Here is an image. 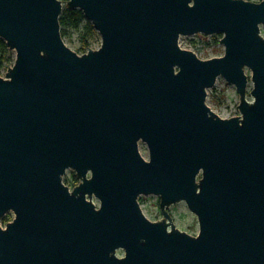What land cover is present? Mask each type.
Returning a JSON list of instances; mask_svg holds the SVG:
<instances>
[{
	"label": "water",
	"instance_id": "95a60500",
	"mask_svg": "<svg viewBox=\"0 0 264 264\" xmlns=\"http://www.w3.org/2000/svg\"><path fill=\"white\" fill-rule=\"evenodd\" d=\"M67 8L99 49L65 43L62 0H0V39L16 54L0 76V264H264V0ZM217 34L219 58L180 46ZM220 77L239 117L207 105ZM143 196L160 198L162 220ZM181 202L198 235L173 223Z\"/></svg>",
	"mask_w": 264,
	"mask_h": 264
},
{
	"label": "rangeland",
	"instance_id": "374dc122",
	"mask_svg": "<svg viewBox=\"0 0 264 264\" xmlns=\"http://www.w3.org/2000/svg\"><path fill=\"white\" fill-rule=\"evenodd\" d=\"M64 8L67 6V0H62ZM257 2V0L255 1ZM99 35V34H98ZM262 36L264 37V29H262ZM223 36L217 34L214 36H209L205 39L200 36L194 37H181L180 46L183 49L190 50L194 52L199 59L210 60L214 58H219L224 55V46L221 43ZM65 43L74 51L77 49L79 42L76 35L71 37L64 38ZM102 45V39L100 35L94 39L93 45L90 47L92 50H97ZM10 58L15 62L16 54L14 51H10ZM81 55V54H80ZM13 66V65H12ZM11 66V67H12ZM10 68V67H9ZM8 72V69L0 73L1 77H5ZM249 78L251 77V71L246 70ZM253 88V84L250 82L248 85L247 99L252 101L253 98L250 95V92ZM240 104V96L236 90V87L226 82V80L220 77L214 88L208 91L207 105L211 108L221 118L227 117H239L240 112L238 106ZM140 150L143 155L149 156L147 147L144 144L140 145ZM73 175L76 176L75 172L68 171L64 179L66 182L71 183ZM79 182V180H78ZM141 208L146 212V214L151 219H163V215L160 210V198L156 196L149 197H140ZM169 214L173 219V223L176 228H183L195 235H198L200 232L199 222L197 217L190 212L188 206L185 202H181L175 205H172L168 209ZM15 215L9 213L4 219L12 222ZM7 224V223H6ZM6 224L2 221L1 226L6 227ZM122 254L120 253V256Z\"/></svg>",
	"mask_w": 264,
	"mask_h": 264
},
{
	"label": "trees",
	"instance_id": "16d2710c",
	"mask_svg": "<svg viewBox=\"0 0 264 264\" xmlns=\"http://www.w3.org/2000/svg\"><path fill=\"white\" fill-rule=\"evenodd\" d=\"M261 1L263 0H257V2ZM60 24L63 39L71 37L72 35L77 36L79 45L75 52L81 55L86 54L90 50L94 39L99 36L94 26L85 18L83 12L80 10H69L66 6L60 18ZM10 55L11 52L8 49L6 43L0 39V73L14 65V61L10 58ZM78 184L79 182L76 176L73 175L71 179V185L70 183L69 185H66L70 188H75ZM3 222L6 224L8 223V220L4 219Z\"/></svg>",
	"mask_w": 264,
	"mask_h": 264
},
{
	"label": "flooded vegetation",
	"instance_id": "af4514ba",
	"mask_svg": "<svg viewBox=\"0 0 264 264\" xmlns=\"http://www.w3.org/2000/svg\"><path fill=\"white\" fill-rule=\"evenodd\" d=\"M78 185H79V184H78ZM78 185H77V186H78ZM73 189H74V188H73Z\"/></svg>",
	"mask_w": 264,
	"mask_h": 264
}]
</instances>
